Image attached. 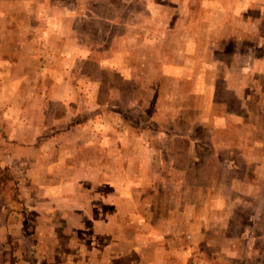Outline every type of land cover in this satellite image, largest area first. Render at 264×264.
Returning <instances> with one entry per match:
<instances>
[{
  "label": "rangeland",
  "instance_id": "obj_1",
  "mask_svg": "<svg viewBox=\"0 0 264 264\" xmlns=\"http://www.w3.org/2000/svg\"><path fill=\"white\" fill-rule=\"evenodd\" d=\"M0 264H264V0H0Z\"/></svg>",
  "mask_w": 264,
  "mask_h": 264
}]
</instances>
